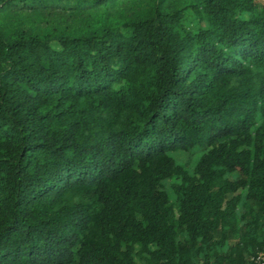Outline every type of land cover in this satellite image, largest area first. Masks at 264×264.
<instances>
[{"label": "trees", "instance_id": "1", "mask_svg": "<svg viewBox=\"0 0 264 264\" xmlns=\"http://www.w3.org/2000/svg\"><path fill=\"white\" fill-rule=\"evenodd\" d=\"M129 1L0 22V264L264 255V0Z\"/></svg>", "mask_w": 264, "mask_h": 264}, {"label": "rangeland", "instance_id": "2", "mask_svg": "<svg viewBox=\"0 0 264 264\" xmlns=\"http://www.w3.org/2000/svg\"><path fill=\"white\" fill-rule=\"evenodd\" d=\"M109 9L115 10L120 5H129L131 1L129 0H108ZM67 5L70 4L67 0H48L46 3L38 4V10H33L27 8V5H23V3H18L13 5L10 9L4 10L0 13V22L2 25H12L15 20L23 21L26 19V14H33L37 11H40L43 14H49L50 18L45 20H49L52 18V13L54 12H66ZM67 8V9H66ZM45 20H42L41 23H45ZM174 154L179 161H184L187 164H190L196 157V153H191L184 150H176L171 152Z\"/></svg>", "mask_w": 264, "mask_h": 264}, {"label": "built area", "instance_id": "3", "mask_svg": "<svg viewBox=\"0 0 264 264\" xmlns=\"http://www.w3.org/2000/svg\"><path fill=\"white\" fill-rule=\"evenodd\" d=\"M256 264H264V255L263 253L259 252L255 258Z\"/></svg>", "mask_w": 264, "mask_h": 264}]
</instances>
